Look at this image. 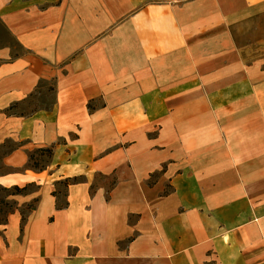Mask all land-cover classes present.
<instances>
[{
  "label": "crops",
  "instance_id": "obj_1",
  "mask_svg": "<svg viewBox=\"0 0 264 264\" xmlns=\"http://www.w3.org/2000/svg\"><path fill=\"white\" fill-rule=\"evenodd\" d=\"M31 185L0 264H264V0H0V186Z\"/></svg>",
  "mask_w": 264,
  "mask_h": 264
},
{
  "label": "trees",
  "instance_id": "obj_2",
  "mask_svg": "<svg viewBox=\"0 0 264 264\" xmlns=\"http://www.w3.org/2000/svg\"><path fill=\"white\" fill-rule=\"evenodd\" d=\"M14 106L13 108H16ZM12 109V108H11ZM6 153H4L5 155ZM53 156V148L46 149H37L31 155L29 159V167L33 170L42 171L47 167L48 161ZM76 181V180H74ZM66 184L68 181L65 182ZM35 189L34 185L27 186L24 188L13 187V188H3L0 186V194L4 196H0V226L6 225L8 221V217L18 210L17 204L15 202H9L7 199L10 196L24 195L30 189ZM38 200H34L30 205L26 206V210H23V223L27 220V214L35 211L37 207Z\"/></svg>",
  "mask_w": 264,
  "mask_h": 264
},
{
  "label": "rangeland",
  "instance_id": "obj_3",
  "mask_svg": "<svg viewBox=\"0 0 264 264\" xmlns=\"http://www.w3.org/2000/svg\"><path fill=\"white\" fill-rule=\"evenodd\" d=\"M43 101H45L46 103H50V102H52V97H51V95L49 96L48 95V97H45V96H42L41 94H36V96H35V98H32L31 100H30V102H32V104L28 107V108H26L25 109V111H31V110H33V109H35V108H37V107H43L42 106V102ZM23 109H24V107H23ZM31 190H33V188H31L30 189V191ZM0 196H4V195H1L0 194ZM28 205H30V204H28ZM27 205V206H28ZM26 208V207H25ZM24 208V209H25ZM23 209V210H24ZM26 210V209H25ZM27 211V210H26Z\"/></svg>",
  "mask_w": 264,
  "mask_h": 264
}]
</instances>
